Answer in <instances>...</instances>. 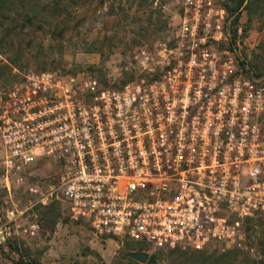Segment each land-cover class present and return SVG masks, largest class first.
<instances>
[{
  "label": "built area",
  "instance_id": "built-area-1",
  "mask_svg": "<svg viewBox=\"0 0 264 264\" xmlns=\"http://www.w3.org/2000/svg\"><path fill=\"white\" fill-rule=\"evenodd\" d=\"M225 9L181 0L157 77L110 85L90 73H28L0 98V186L10 205L0 248L37 226L21 215L52 200L103 243L135 251L206 252L248 245L264 219V72L231 43ZM154 56L134 55L140 72ZM151 76V75H149ZM46 159L52 172L13 189ZM139 249V250H138Z\"/></svg>",
  "mask_w": 264,
  "mask_h": 264
},
{
  "label": "rangeland",
  "instance_id": "rangeland-1",
  "mask_svg": "<svg viewBox=\"0 0 264 264\" xmlns=\"http://www.w3.org/2000/svg\"><path fill=\"white\" fill-rule=\"evenodd\" d=\"M0 11V98L28 73L85 72L101 83L118 85L157 77L155 62L174 44L181 0H5ZM214 0L225 9L231 43L248 67L264 72V0ZM238 7V8H236ZM236 16L234 21L233 17ZM233 19V20H232ZM145 49L154 56L153 71L140 72L134 55ZM151 75V76H149ZM50 162L37 161L25 183L11 195L18 210L27 206L26 185L44 180L48 188ZM10 205L0 186V223ZM34 223L33 235L17 231L4 248L0 264H264V219L251 224L248 245L238 250L206 252L150 250L141 262L126 252L136 247L103 243L86 224L69 219L65 204H36L21 215ZM129 249V250H128ZM145 252V251H143Z\"/></svg>",
  "mask_w": 264,
  "mask_h": 264
},
{
  "label": "trees",
  "instance_id": "trees-1",
  "mask_svg": "<svg viewBox=\"0 0 264 264\" xmlns=\"http://www.w3.org/2000/svg\"><path fill=\"white\" fill-rule=\"evenodd\" d=\"M240 2V0L239 1H237V4ZM8 2L7 1H5V0H0V11H1V13H2V11H6V10H8V7L7 6H5L4 4H7ZM225 9H228V7L226 6V5H224L223 6ZM236 8H238V7H236ZM233 19H234V21L236 20V16H234L233 17ZM232 19V20H233ZM123 245H131V246H134L131 242H129V241H124L123 242ZM122 248H123V246H122ZM129 250V249H128ZM137 250V249H136ZM139 250V249H138ZM129 252L130 251H128V252H126V254L127 255H129Z\"/></svg>",
  "mask_w": 264,
  "mask_h": 264
},
{
  "label": "water",
  "instance_id": "water-1",
  "mask_svg": "<svg viewBox=\"0 0 264 264\" xmlns=\"http://www.w3.org/2000/svg\"><path fill=\"white\" fill-rule=\"evenodd\" d=\"M129 256L132 259L143 262L147 257V253L143 251H133V252H129Z\"/></svg>",
  "mask_w": 264,
  "mask_h": 264
}]
</instances>
